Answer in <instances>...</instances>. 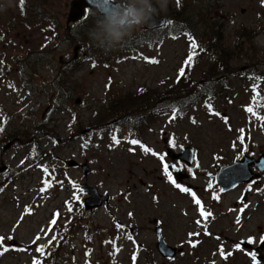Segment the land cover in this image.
<instances>
[{
	"label": "rangeland",
	"instance_id": "1",
	"mask_svg": "<svg viewBox=\"0 0 264 264\" xmlns=\"http://www.w3.org/2000/svg\"><path fill=\"white\" fill-rule=\"evenodd\" d=\"M117 1L150 12L143 0ZM71 2L24 0L22 9L20 0H0V123L7 118L0 167H8L0 172V237L8 247L0 264H254L253 252L264 264V173L227 191L215 181L225 165L264 156L262 0H148L157 16L179 15L175 28L155 30L111 25L95 10L90 20L68 22ZM193 39L201 46L191 47ZM224 51L228 57L216 56ZM193 52L197 87L207 76L230 89L185 107L182 93L171 90ZM141 90L151 105L166 106L139 127L126 122L141 114L132 111L140 101L126 98ZM123 102L129 113L109 114ZM185 146L195 149L191 166L167 154ZM83 163L92 172L86 175ZM176 171L183 172L179 180ZM45 180L50 186L41 191ZM83 182L111 199L87 210ZM184 187L212 213L206 222ZM157 226L181 249L175 258L159 253ZM249 238L252 249L240 244ZM42 246L51 258L37 251Z\"/></svg>",
	"mask_w": 264,
	"mask_h": 264
},
{
	"label": "water",
	"instance_id": "2",
	"mask_svg": "<svg viewBox=\"0 0 264 264\" xmlns=\"http://www.w3.org/2000/svg\"><path fill=\"white\" fill-rule=\"evenodd\" d=\"M130 7L124 5L117 0H109L107 5L104 4V0H72L71 11L68 18V22H77L84 18L87 10H95L104 15L107 21L111 25H120L119 21L122 19ZM169 20L160 16H157L154 12H149L143 23L144 27L149 30H155L167 26ZM195 149L187 146L182 151L177 152L172 148H169L168 155L173 159H180L187 164L191 165L194 160ZM70 166L78 165V161L70 159L67 161ZM253 164L258 166L261 172H264V156L262 159L250 158L245 156L243 159L235 161L234 163L224 166L216 175V182L224 191L232 189L243 182H250L253 179L260 178L261 173L253 171ZM83 172L87 175L92 171V167L88 163L81 165ZM7 169L6 166L0 167V172ZM183 172L176 173V177L180 179ZM83 189L89 194L85 199V206L87 209H93L100 207L104 202H108L111 199L109 194H101L97 187L91 186L88 183H83ZM158 241L156 247L159 253L164 258H174L181 249L170 245L163 237L160 226L155 228ZM246 247H251L246 241L241 242ZM12 245L16 244V240L11 241Z\"/></svg>",
	"mask_w": 264,
	"mask_h": 264
},
{
	"label": "trees",
	"instance_id": "3",
	"mask_svg": "<svg viewBox=\"0 0 264 264\" xmlns=\"http://www.w3.org/2000/svg\"><path fill=\"white\" fill-rule=\"evenodd\" d=\"M95 14L93 11H88L86 13V16L84 19L82 20H85V19H88L90 20L92 18V15ZM179 16L178 13L177 14H173L171 16L168 17L169 19V24L167 27H170L171 26H174L177 22H176V17ZM102 17V16H101ZM175 28V26H174ZM176 32V31H175ZM148 34V31L146 33H143L141 34V37H143L142 39H144L143 41L144 42H148V39L145 37L146 35ZM215 40H220V39H215ZM133 42V41H132ZM197 45L200 47V43H197ZM137 45H134V48L136 47ZM216 56H218L219 58L221 59H224V56L228 57V54L227 52H219ZM217 59L215 58L214 62H213V68H216L217 64L215 63ZM192 68L189 66L188 69H184V72H185V75L184 76H179V79H178V83L174 86V88H178V89H172L171 91L172 92H176L178 94H181L179 97H183V102L185 103V107L187 106V104H193L195 102H198V101H201L203 100L205 97L206 98H210V97H214V96H218L220 95V93L222 91H225V90H229L228 87L230 86V84H224L222 83V87H218V83L220 82V80L218 78H215L214 80H211L209 82H206L205 81V78L208 79L207 76H203L204 77V82H202V86H200L199 88L197 87V84L200 82L199 80L197 79H192L191 78V72H189V70H191ZM181 70V69H180ZM180 70H179V73H180ZM225 70V67L224 69H222V71ZM221 71V70H220ZM255 74V72H253V75ZM191 78V79H190ZM225 85V86H224ZM176 90V91H175ZM180 90V91H179ZM142 93H140V95L138 96V98H134L133 95H131L130 97L126 98V102L132 104V101L135 103L137 100L140 101V103L138 104V107L140 108L139 110H134L132 109L133 112H136V113H141L140 115L139 114H134V115H137L136 117L133 118V121L134 122H126V123H129L130 125H135V123L138 124L139 127H141L140 124L142 123H145L146 121V117L148 116H156L158 115L160 112H165L163 110V108L166 106V105H163V106H160L158 105L159 101L155 102L153 101L152 105L151 103L148 102V98L149 96L146 94L144 95V92L146 90H141ZM140 91V92H141ZM170 91V92H171ZM144 95V96H142ZM126 102H123V103H116L114 105L111 106V108L113 109V111H109L110 115H114L116 113H124L125 111L127 113H129V106L128 104H126ZM184 103H182V107H184ZM180 104V103H178ZM181 105H178L179 107H181ZM160 106V107H159ZM163 110V111H162ZM145 112V113H144ZM125 116V115H124ZM122 116V118L124 117ZM126 119V117H125ZM132 128H135V127H132ZM98 130V129H97ZM100 131V130H98ZM93 132H95L93 130ZM43 249H44V254L46 256V258H51L52 256V250H49L45 247V246H42ZM46 261H43V264H46Z\"/></svg>",
	"mask_w": 264,
	"mask_h": 264
},
{
	"label": "snow or ice",
	"instance_id": "4",
	"mask_svg": "<svg viewBox=\"0 0 264 264\" xmlns=\"http://www.w3.org/2000/svg\"><path fill=\"white\" fill-rule=\"evenodd\" d=\"M179 2H180V0H177V5H179ZM108 3H109V0H104V4L105 5H107ZM262 3H264V0H262ZM23 5H24V0H20V6H21L22 9H23ZM189 38L192 39L191 37H189ZM191 47H193V48L198 47V45L195 44L194 39H193V42H192ZM194 54H195L194 52L193 53H190L188 59H186V61H185V65L186 66H190L191 65ZM145 59H148V58H145ZM150 62H152V63H158V61H156L154 59H152ZM184 75H185L184 68H181L180 73H179V76L182 77ZM178 79H179V77H178ZM10 87H11V85H10ZM256 102L257 101L254 99L253 103L255 104ZM209 107L211 108V105H209ZM246 110L251 113V112H253V107L250 106ZM216 114L219 115V113H216ZM0 116H3V114L0 113ZM172 119H175V114L172 116ZM261 119H264V118H261ZM225 121L227 122V118L226 117H225ZM6 122H7V118L5 117L3 119V122L0 123V132H3V130H4L3 125L6 124ZM193 122H195V121H193ZM240 131L243 132L242 129ZM115 142L116 143H119L118 140H116ZM130 143L133 144V145H136V144H139L140 142L137 141V140H131ZM142 147H144V146H142ZM144 151L147 152V151H150V149H148L147 147H144ZM153 154L156 155V153H153ZM160 159H163V156H160ZM164 169H165V172L167 173L168 172V165L167 164L164 165ZM44 171L45 172L48 171V169H47L46 166L44 167ZM169 179L170 180L172 179L170 174H169ZM172 182L175 184V181L174 180ZM44 183H45V188L44 189H41V191H45L46 188L48 186H50V183H49L48 180H45ZM176 187L180 188L181 186L179 184H176ZM181 190L184 191V192H186V193H188V192L191 193V195L194 198V203H196L199 206V211H200L201 217L206 222L208 220V218L210 216H212V213L210 211H205V209H204V207L202 205V202L198 198H196V194L194 192H191L190 189H188L187 187H184ZM0 191H3V188H0ZM220 191H223V189H221ZM214 199H219V197L218 196H214ZM245 207H247V205H245ZM241 211H243V210H241ZM236 222H237V224H239V222H240L239 221V217L237 218V221ZM50 223H55V220L51 221ZM196 223L198 225H200L201 224V220H197ZM205 227H206V224H205ZM205 234H209V233L206 232ZM193 235H199V234L198 233H189V236L190 237L193 236ZM8 239L10 240V239H12V237H8ZM36 239L38 240L39 237H37ZM129 239H131V236H129ZM4 240H5L4 237H0V254H3L4 251H7L8 250V247H6L4 245ZM254 242H255V238H249V240L247 241V243H254ZM189 243H192V242L189 241ZM260 243L261 244H264V236H262L260 238ZM193 246H195V245L193 244ZM236 247L239 248L240 246L237 245ZM37 251L40 252V253H43L44 252V249H43V247H38L37 248ZM220 253H221L222 256H225V258H227L226 255H225V253H224V251H223V248L222 247H221ZM250 255L252 256V259L254 261V264H259V261L257 260V257L255 255V253L253 252ZM34 264H41V261L39 259H34Z\"/></svg>",
	"mask_w": 264,
	"mask_h": 264
},
{
	"label": "clouds",
	"instance_id": "5",
	"mask_svg": "<svg viewBox=\"0 0 264 264\" xmlns=\"http://www.w3.org/2000/svg\"><path fill=\"white\" fill-rule=\"evenodd\" d=\"M143 3L148 6V11H151V7L148 5V0H143ZM146 13L142 10H137L136 8H129L125 16L120 19L119 24L124 26L132 25H142L145 21ZM115 39L119 40L122 38V33L118 30H113L112 32Z\"/></svg>",
	"mask_w": 264,
	"mask_h": 264
},
{
	"label": "flooded vegetation",
	"instance_id": "6",
	"mask_svg": "<svg viewBox=\"0 0 264 264\" xmlns=\"http://www.w3.org/2000/svg\"><path fill=\"white\" fill-rule=\"evenodd\" d=\"M164 142H165L166 146L169 145L170 141H169V138H168L167 136L164 137ZM252 244H253V246H254V243H252Z\"/></svg>",
	"mask_w": 264,
	"mask_h": 264
}]
</instances>
